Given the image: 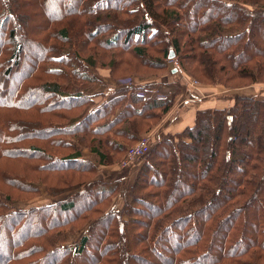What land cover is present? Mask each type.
Returning a JSON list of instances; mask_svg holds the SVG:
<instances>
[{"label":"trees","instance_id":"obj_1","mask_svg":"<svg viewBox=\"0 0 264 264\" xmlns=\"http://www.w3.org/2000/svg\"><path fill=\"white\" fill-rule=\"evenodd\" d=\"M23 2L0 0V87L11 89L0 108L34 112L30 122L39 127L0 133V156L31 160L33 174L56 176L55 192L68 195L29 211H13L0 197V264H264L263 98L234 94L226 109L199 110L192 127L158 140L118 210L110 202L119 185L96 180L98 166L114 164L159 124L178 92L147 99L145 83L112 90L102 102L87 94L99 62L112 80L141 70L160 76L171 53L202 85L263 82L261 0H61L48 18L55 0ZM35 3L42 11L20 14V5ZM59 25L51 39L61 46L47 44V31ZM28 43L36 54L21 73ZM23 139L40 147H16Z\"/></svg>","mask_w":264,"mask_h":264},{"label":"rangeland","instance_id":"obj_2","mask_svg":"<svg viewBox=\"0 0 264 264\" xmlns=\"http://www.w3.org/2000/svg\"><path fill=\"white\" fill-rule=\"evenodd\" d=\"M27 1L28 0H24V2H23L24 5H26ZM60 1L61 0H57V1L55 0V3L52 4V6L48 8V14H46V16L44 15L45 18L57 15V13L60 9L59 8ZM32 5H35V7L32 9H30L31 6L29 9H27L26 6L20 5V8H19L21 10L20 14L29 15L30 13L35 12V11H42L41 7L38 6L36 3L32 4ZM259 5H262L264 8V0H261V3ZM246 8L253 10V6H248V4L246 5ZM0 14H1V12H0ZM37 24H38V22L34 21L30 25H37ZM34 27L35 26H31L28 29V31L30 33H34L35 32ZM60 27H61V25H59V27L52 28V30L47 31L48 35H47L46 40H45L47 44H56V45L61 46L58 42L52 43L54 40L51 39V37H53L52 36L53 33H54V35H56V32L58 30L62 29ZM182 29H184V28H182ZM182 29H180V30H182ZM24 31L22 32V34H24ZM22 34L20 32H18V40L17 41L21 42V40L23 38ZM34 35L36 37L35 39L39 40V37L37 36L36 32L34 33ZM69 35L72 38L75 37V35H74V33H72V31ZM256 36H258V35H256ZM47 40H50V41L48 42ZM0 42H1V38H0ZM184 42H186V39ZM69 45L71 46L69 48L70 52H72V50H77V47H79L78 45L76 47L75 43H71ZM27 48H26V51H28V52H26V55H24V57H23L24 62H23L22 67L20 69L21 73H24L27 71V68L33 62L32 56L34 54H36V50H35L34 45L32 43H28ZM9 56H10V54H8L6 58H9ZM80 57L83 60H86V58L89 57L87 50H86V53L83 55H80ZM174 59L178 63L179 70H181L182 73L184 74V72H183V70H182V68L178 62V59H176V57H174ZM190 65L192 67L188 66L189 69L192 71L195 70L194 67H196V63H194V64L190 63ZM172 66H174L173 63L171 61L167 60V71L165 74H168V75L170 74L169 70L172 68ZM176 71H177V69H176ZM91 72H92V74L95 77L97 82L93 86H90L87 88V94L91 95L94 98V100L97 102H102L103 100L108 98L112 90L137 87L138 85H140L138 83V81H140V79L148 82V80H152V79H155V78H158V77L165 75V74H162L160 76H158V75L153 76V75H155L154 71L141 70L137 75L129 74L128 76H124V77L119 76L116 78L117 80H112L110 78L109 69H107L106 67H103L102 62L97 63L95 70L91 71ZM193 73H194V71H193ZM184 75L187 76L186 74H184ZM184 75H183V77L185 79H187V78L190 79L196 85L197 84L202 85L198 80H195L194 78L191 79L189 77L186 78ZM176 76L181 77V75H179V73ZM196 76H197V78L201 79L199 75H196ZM196 76L194 75V77H196ZM261 79L263 82H260L259 84H255V85H246L245 81H242V82H240V81L235 82L234 81V82L228 84L230 86L238 87V88L225 89L222 86H218V87L213 86V88L216 89L213 91V94L224 93V94H222V97H226L227 99H229L231 96H233V94L243 95V96L254 95L255 97H261L264 99V74L262 75ZM202 80L203 79H201V81ZM36 81H38V80H36ZM15 82H16V78H14L11 81V86H13L15 84ZM8 83L9 82H7V84ZM203 83H205V82H203ZM7 84H6L5 88H3L2 86L0 87V93H3V91H4V96H2L0 98V100L3 102L10 100V95H11L10 90L11 89L9 91L6 90ZM31 84H35V83H31ZM203 86H206V85H203ZM73 89H75V88L73 87ZM151 89H157V88H151L150 87V90ZM233 90L238 91V93H231ZM178 91H179V89H177L175 91H173L171 89V91H170V90H168V88L165 87V85L164 86L162 85L160 89H158L157 91H155L153 93L149 92V91L144 92L145 93L144 98H147V99L148 98H159V99L160 98L161 99L169 98L170 96H172L174 93H176ZM228 91H230V93H227ZM141 94L142 93H140V95ZM152 95H154V96H152ZM35 117L37 118L39 116L36 115L34 112L12 111V110H8V109L0 108V133L6 132V130L12 125L19 126L18 128L21 129L22 133H28L29 131L37 129L39 127V125H35L36 122L35 123L32 122V124L30 122V120L34 121L33 119ZM15 134L16 133H13V135H15ZM143 137H149V139H150L149 150H150L158 142V140L164 138L165 136L160 135V134H154V133H152V129H151L149 132H146L145 134L141 135L139 139H141ZM21 142L22 143H19L16 147H18V148H29L31 146L40 147V144H41L39 140H26L25 141L23 139ZM129 145L131 146V144H129ZM134 145H132V146H134ZM87 152L88 151L86 150L84 153V156L86 157V159L89 158V153H87ZM145 156L135 159L132 162L131 166L127 169L121 168V163L124 161L125 155L124 156L122 155L121 157L116 159L115 163L112 165L103 166V167L98 166L99 168L97 169L96 180L104 181V182L112 183V184L118 183V185H119V191L112 198V200L110 202V207L121 210L124 207V205L130 201V199H131L130 188L134 182V178H135L137 169H139V167H141V165L143 164ZM30 161L31 160L25 161L24 159H18V160L8 159V158H3L0 156V197L1 198L4 197V199H5V197L8 198V200L5 202L6 206H8V208H10L13 211H29L32 209L40 208L42 206H46V205L48 206V205H51V204H54L56 202H59L61 200L66 199V197L68 195V194H62V193L57 194L55 192V191H57V189L62 188L61 184L58 182L56 176L49 175V174H41V173L40 174H38V173L33 174L34 172L29 170L30 168L27 167V165L30 164ZM7 177H9V180L7 179ZM10 180L18 181L19 183H22V185L26 184L28 187L31 186L32 188H35V189H32L31 192H28V190H21V189L19 190L15 187H12L9 184ZM36 189H40L39 193L34 192V191H36ZM55 233L56 232H54L53 234H55ZM68 233H70L69 240H71L72 242H75L79 239V235L75 236L71 232H68ZM71 241H69V243H71ZM1 246H2V249L5 251L6 245L1 244Z\"/></svg>","mask_w":264,"mask_h":264},{"label":"crops","instance_id":"obj_3","mask_svg":"<svg viewBox=\"0 0 264 264\" xmlns=\"http://www.w3.org/2000/svg\"><path fill=\"white\" fill-rule=\"evenodd\" d=\"M173 71H176V69L171 68L169 75L165 74L164 76L148 80V82L138 81L140 85L145 83L150 84L145 89V92L149 91L153 93L160 89L162 85H165L170 91L171 89L173 91L179 89L175 95L172 109L158 125L152 128V133L174 136L181 133L184 129L193 126L197 111L205 109H226L230 106V100L222 97L224 93L213 94V91L216 90L213 86L196 85L181 70ZM178 73L181 77L176 76ZM150 87L157 89L150 90ZM227 93H230V91ZM231 93H238V91L233 90Z\"/></svg>","mask_w":264,"mask_h":264},{"label":"built area","instance_id":"obj_4","mask_svg":"<svg viewBox=\"0 0 264 264\" xmlns=\"http://www.w3.org/2000/svg\"><path fill=\"white\" fill-rule=\"evenodd\" d=\"M168 60L171 61L175 66V67L172 66V69L179 70L178 63L174 58ZM149 146H150L149 137H143L139 139V141L134 146H131L127 149L125 153L124 161L121 163V168L127 169L131 166L132 162L135 159L145 156L149 150Z\"/></svg>","mask_w":264,"mask_h":264},{"label":"water","instance_id":"obj_5","mask_svg":"<svg viewBox=\"0 0 264 264\" xmlns=\"http://www.w3.org/2000/svg\"><path fill=\"white\" fill-rule=\"evenodd\" d=\"M175 57V55L173 53H171L168 57V59H173ZM173 72H176V71H173Z\"/></svg>","mask_w":264,"mask_h":264}]
</instances>
